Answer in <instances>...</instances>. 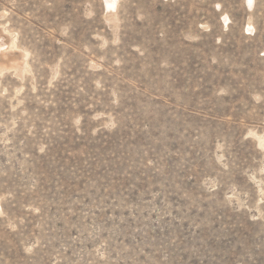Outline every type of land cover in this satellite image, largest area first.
Listing matches in <instances>:
<instances>
[{"label": "rangeland", "instance_id": "374dc122", "mask_svg": "<svg viewBox=\"0 0 264 264\" xmlns=\"http://www.w3.org/2000/svg\"><path fill=\"white\" fill-rule=\"evenodd\" d=\"M0 264H264V0H0Z\"/></svg>", "mask_w": 264, "mask_h": 264}]
</instances>
